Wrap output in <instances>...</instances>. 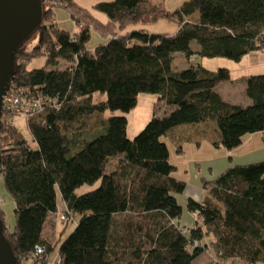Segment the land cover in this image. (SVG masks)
Returning a JSON list of instances; mask_svg holds the SVG:
<instances>
[{
  "label": "trees",
  "instance_id": "obj_1",
  "mask_svg": "<svg viewBox=\"0 0 264 264\" xmlns=\"http://www.w3.org/2000/svg\"><path fill=\"white\" fill-rule=\"evenodd\" d=\"M43 1L36 53L26 46L15 52L8 89L43 98L47 108L28 122L38 148L8 123L6 113L0 125V177L16 203L13 231L1 208L0 216L19 263L30 261L41 245L44 264L57 254L63 264H203L204 256L210 264H264V161L203 179V199L187 200L196 222L183 227L178 197L188 183L177 176L179 166L162 139L175 127L204 122L217 123L222 140L214 146L227 150L264 134V74L246 79L252 103L236 105L217 91L231 80L230 70L210 71L192 60L240 61L264 50V0H188L175 10L166 0L99 2L94 9L106 22L76 0ZM58 9L80 26L76 34L55 22ZM167 19L178 25L176 34L125 32ZM94 32L105 41L91 49ZM179 53L188 62L180 71L174 61ZM37 55L47 56V67L26 68ZM148 93L166 112L154 114L131 140L128 119L105 114L130 113L139 95ZM97 114L103 126L70 132L78 120ZM99 182L96 190L78 195ZM58 190L66 212L81 220L59 250L56 234L45 233L58 216Z\"/></svg>",
  "mask_w": 264,
  "mask_h": 264
},
{
  "label": "rangeland",
  "instance_id": "obj_2",
  "mask_svg": "<svg viewBox=\"0 0 264 264\" xmlns=\"http://www.w3.org/2000/svg\"><path fill=\"white\" fill-rule=\"evenodd\" d=\"M77 3L84 7L87 10H91L92 13L100 20L108 21L107 17L99 13L94 9V6L99 4V2H110L112 0H76ZM158 1V0H156ZM188 0H166L165 5L170 10L177 9L182 3L186 2ZM57 11V18L55 22L59 24V26L64 29L68 30L73 34H76L79 31L80 26L78 27L76 23L71 19L70 14L68 11L63 9H58ZM199 14H195L194 17H192L193 21H198ZM53 20V19H52ZM84 26V24H83ZM85 27V26H84ZM178 25L170 20H160L156 23H141V24H134L133 26H129L125 32H134L138 30L146 31L149 34L152 35H174L178 32ZM39 34L38 31L34 32V34L27 38L23 44V46H26V49L30 52H35V46L38 43ZM105 40L98 35L97 32L93 33L92 40L90 41L89 48L94 49L101 43H103ZM192 60H194L197 64L203 65L205 68H207L210 71H217L219 69L227 68L231 72V80L225 81V83H222L220 87L225 86L220 89L221 92L225 91L229 86V88H233V92L236 93L235 96V102L241 103V105H246V91H245V85L244 82L249 76L252 75H258V74H264V50L257 51L255 53H251L243 57L240 61L238 60H232L229 58H220V57H214L211 58H204V57H194ZM175 68L180 70H183L187 68L188 62L186 61L185 57L182 53L175 55ZM47 67V56H41L37 55L35 59L30 60L26 64V68L29 70H35L36 68H45ZM139 100L137 104V108L131 111L130 113H123L121 111H115L108 112L105 114V117H112V116H125L128 119V126H127V135L128 138L131 140H134L140 132L144 130V128L149 124V122L152 120V117L154 114L157 115H164L166 110L162 106L158 104V96L153 94H141L139 95ZM97 100H100L99 97H97ZM105 99V98H104ZM234 102V101H233ZM234 102V103H235ZM5 114H3L4 116ZM38 117V116H37ZM29 117L25 114H9L8 113V123L15 126V129L18 131L19 134L23 137V139L33 148L37 149L38 145H36L33 135L30 133L29 130ZM104 120L102 118V115H94L92 118L85 119L82 118L81 120H78L75 124L72 125L70 128V132L72 131H80V130H86V129H94V128H100L103 126ZM215 124V123H214ZM84 127V128H83ZM211 128V126H210ZM190 129L188 128H182L180 129L181 134L180 136H183V133H188ZM209 137L208 138H215L212 128L209 130ZM176 135H179V132H177ZM175 135V136H176ZM201 137L203 135H200ZM250 136V135H249ZM248 136V137H249ZM184 136L183 138H185ZM195 137H198L197 134H195ZM206 137V136H203ZM171 138V136H170ZM176 138V137H175ZM208 138H205L204 143L202 146H198L197 144H194L192 141L188 142L185 146V153L184 157H182V160L179 159V154L177 151H175L171 146L173 145L170 141V139L167 138V136L163 137L162 139L169 145L171 150V161L176 163L180 169L181 173L180 176H184L185 172L183 166L187 165L191 161H205L207 156H211L213 153L216 152L217 149L215 148L209 141ZM173 139V137H172ZM194 139V138H193ZM187 140V138H186ZM213 140V139H211ZM222 148V147H221ZM225 149V148H223ZM228 152V150H225ZM198 153V154H197ZM201 158H196V157ZM201 159V160H200ZM179 175V174H178ZM100 182L96 183V185H85L82 188H80L77 193L78 195H84L87 192L94 191L96 188L100 187ZM179 201L182 202L184 205L186 202V198H182L181 196L178 197ZM58 216L55 218V216L50 219V223L47 225L45 233L48 237H52L54 233L56 234V240L59 241V245L57 249L59 250L61 244L67 239L73 231L76 229V227L80 223V217L76 216L75 218H72L68 221H61L60 215L64 212H66L67 207L62 199L61 193L58 190ZM181 204V203H180ZM0 208L1 211L4 213L5 223L7 224L8 231H13L16 227V203L9 192V190L5 187V179H3V176L0 177ZM186 215V213H185ZM185 215H183V219H185ZM192 215V214H191ZM191 219L193 221L196 220V216L192 215ZM195 223V222H194ZM183 227L184 224H182ZM54 232V233H53ZM209 260L208 257H203V264L206 263V261ZM202 264V263H201Z\"/></svg>",
  "mask_w": 264,
  "mask_h": 264
},
{
  "label": "crops",
  "instance_id": "obj_3",
  "mask_svg": "<svg viewBox=\"0 0 264 264\" xmlns=\"http://www.w3.org/2000/svg\"><path fill=\"white\" fill-rule=\"evenodd\" d=\"M246 82V81H245ZM244 82V85H245ZM222 85V84H220ZM220 85L217 87V91L223 96L224 100L226 99L228 102L233 104H241L238 102H235V96L236 93L233 92V88L226 87L227 89L223 92H221L220 89H222L225 86L220 87ZM225 89V88H223ZM246 95V94H245ZM247 103L244 106H248L251 104V100L247 97ZM235 103H234V102ZM212 128L214 137L215 138H208L209 137V130ZM182 128H188L190 129L188 133H183V136L181 137L180 134L182 131L180 129ZM177 132H179V135H176ZM195 134L198 135V137H195ZM176 135V136H175ZM200 135L206 136L201 137ZM167 138L170 139L171 143L173 144L171 148H173L177 153L179 154V159L182 160V157H184L185 153V146L188 142L192 141L194 144H197L198 146H202V144L205 141V138H208V141L214 146L216 143H219L222 140L219 126H217V123L215 122H204V124H193V125H182L175 127L171 132H169L167 135ZM171 136V138H170ZM186 136L185 138H183ZM173 137V139H172ZM176 137V138H175ZM187 138V140H186ZM194 138V139H193ZM213 139V140H211ZM169 147V145H168ZM216 148V147H215ZM220 149H217L215 153H213L211 156H207L205 161H191L187 165H184V171L185 175L180 176V167L179 171L177 173V176L183 179L184 181L188 183V186L185 191V195L182 196V198H186L184 202L185 205L181 203L184 207V213L185 219L181 220V223L184 224L185 227H193L194 222L191 219V213L187 209V200L193 199L194 201L200 202L204 197V190H203V182L202 180L212 179L217 177L218 175L222 174L223 172L227 171L228 168L234 165H250V163H259L261 161H264V134H252L249 137H245L242 141V143L239 145L238 148H235L233 150H228L226 152L221 147H217ZM170 150V147H169ZM198 154V153H197ZM170 157H171V150H170ZM196 158H201L196 157ZM201 160V159H200ZM179 174V175H178Z\"/></svg>",
  "mask_w": 264,
  "mask_h": 264
},
{
  "label": "water",
  "instance_id": "obj_4",
  "mask_svg": "<svg viewBox=\"0 0 264 264\" xmlns=\"http://www.w3.org/2000/svg\"><path fill=\"white\" fill-rule=\"evenodd\" d=\"M45 3L43 0H0V125L3 100L12 84L15 52L42 24ZM1 161L0 157V172ZM4 228L0 216V264H20L13 245L4 235Z\"/></svg>",
  "mask_w": 264,
  "mask_h": 264
},
{
  "label": "built area",
  "instance_id": "obj_5",
  "mask_svg": "<svg viewBox=\"0 0 264 264\" xmlns=\"http://www.w3.org/2000/svg\"><path fill=\"white\" fill-rule=\"evenodd\" d=\"M3 113L7 114H25L29 118L38 116L43 113L47 106L44 105V100L41 96H32L24 93L23 90H15L14 92H8L4 97ZM61 221L65 222L71 220L70 214L64 212L60 215ZM46 247L37 245L34 249L33 257L31 260H27L22 264H44ZM211 260H207L206 264H210ZM46 263V262H45ZM48 264H63V258L61 255H56L52 260L47 262Z\"/></svg>",
  "mask_w": 264,
  "mask_h": 264
},
{
  "label": "bare ground",
  "instance_id": "obj_6",
  "mask_svg": "<svg viewBox=\"0 0 264 264\" xmlns=\"http://www.w3.org/2000/svg\"><path fill=\"white\" fill-rule=\"evenodd\" d=\"M9 92V91H8Z\"/></svg>",
  "mask_w": 264,
  "mask_h": 264
}]
</instances>
